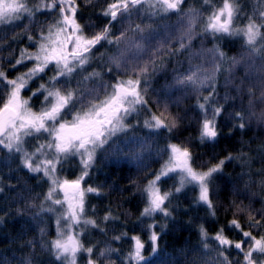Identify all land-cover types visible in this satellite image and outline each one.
<instances>
[{
  "label": "snow or ice",
  "instance_id": "snow-or-ice-1",
  "mask_svg": "<svg viewBox=\"0 0 264 264\" xmlns=\"http://www.w3.org/2000/svg\"><path fill=\"white\" fill-rule=\"evenodd\" d=\"M202 4L203 10H185V0H104L95 14L97 23L83 11L97 6L93 0H0V25L23 29L13 43L27 41V47L8 60L9 69L0 63V152L7 154L6 165L16 158L19 170L47 185L42 200L37 197L40 202L28 208L34 220L55 217V238L46 239V229L41 228L40 240L28 246L49 253L50 264H79L80 258L85 264H98L113 254L120 264H170L173 258L160 248L162 235L168 234L169 224L180 230L177 216L197 208L214 219L221 210L231 211L233 217L225 225L217 224L212 236L206 221L197 218L199 244L190 251L199 252L203 264H264V200L254 209L248 193L236 184L239 180L247 189L256 183L253 157L241 147L236 155L228 152L221 159L213 153L211 161L198 165L190 140L179 139L192 120L198 143L212 148L221 140L234 139L233 131L251 130L253 120L264 125V107L256 111L257 104L264 106V75L256 83H247L248 74L234 76V68L242 62L255 67L259 60L264 69V0H258L250 13L240 0H221L219 5L202 0ZM173 15L178 22L167 23ZM238 20L246 21L243 27L236 26ZM198 21L203 25L199 31ZM233 36L244 41L239 58L216 43ZM197 38L201 45L194 50ZM208 38L211 48L203 44ZM102 48L106 52L97 57ZM181 56L185 59H176L171 81L153 87L154 77L166 69L170 58ZM100 67L103 72L97 70ZM25 90L30 93L27 98L22 95ZM189 98L195 100L190 110L171 111ZM191 113H195L192 119ZM257 152L264 162V144ZM101 160L146 173L140 182H133L142 207L131 228L120 220L121 215L128 220L130 212L117 213L109 205L101 213L87 204L89 195L106 199L105 189L110 187L107 181L92 183L93 173L101 171L97 168ZM72 162L78 172L70 178L65 165ZM236 162L242 171L234 180L224 169ZM153 163L159 167L150 171ZM256 175L264 187V168ZM169 181L171 188L164 187ZM221 182L226 192L249 198L250 203L230 200L225 207ZM187 191L195 196L184 209L179 201L181 195L187 198ZM238 215L246 216V225ZM188 224H193L191 218ZM225 228L239 239H230ZM86 229L113 235L98 248L85 244ZM137 231L147 237V246L142 235L129 234ZM122 240L130 245L126 253L112 247ZM210 241L214 248H209ZM233 253L238 258H231ZM21 264H33V257H25Z\"/></svg>",
  "mask_w": 264,
  "mask_h": 264
},
{
  "label": "trees",
  "instance_id": "trees-1",
  "mask_svg": "<svg viewBox=\"0 0 264 264\" xmlns=\"http://www.w3.org/2000/svg\"><path fill=\"white\" fill-rule=\"evenodd\" d=\"M240 2L246 6V11L250 13L252 6L257 4L258 0H240ZM93 3L97 4L95 8H84L83 11L86 17L91 16L93 17V22L98 23V21H95V14L100 11V7L103 5L104 0H93ZM210 3L219 5L221 0H210ZM184 7L185 10L188 8L203 10L202 0H185ZM204 15H207L206 11L204 12ZM38 19L43 20L45 18L39 17ZM177 22V17L174 15L167 21L169 24H176ZM24 23L27 24V21H24ZM245 23L246 21L244 20L235 21L237 27H243ZM118 27L119 25L114 27L113 31H116V28ZM202 27V22L198 21L197 30L199 31ZM22 31V28L14 25H0V63H3L6 70L11 67L8 64V60L14 58L15 55L18 54L19 48L27 47L26 40L21 41L19 44L13 43V38L19 40L18 34L22 33ZM193 43L194 50H198L200 48L201 41L197 38V40L193 41ZM216 43H218L221 46V49L229 56H237L239 58L241 53L245 50L243 38L240 36H233L227 39L218 40ZM203 44L207 48H211L213 46L211 38L203 41ZM105 52L106 49L102 48L100 52L96 53V56L100 57L101 53ZM176 59L184 61L185 57L181 56L179 58H170V62L167 64L166 69L154 77L153 87H161L165 83L166 79L168 82L171 81L172 69L177 67ZM196 62L198 63L199 61ZM95 63L99 64L100 61L97 60ZM184 67H187L186 63L184 64ZM97 70L101 72L104 71L102 67ZM21 71H25V69H21ZM246 74L249 76L247 83H256L260 79L261 75H264V69L261 68L260 61H256L255 67H247L245 63L242 62L234 68V76L236 78L244 77ZM49 75L51 74L49 73ZM108 78V76H105L106 80ZM220 84H223V77L220 79ZM220 91L221 95H223L225 89L221 87ZM256 93L258 98V88L256 89ZM23 94L26 97L30 96V93L26 90ZM247 100L248 98L245 96V107H247ZM33 103L35 104L36 102L33 101ZM194 103V99H186L182 102L180 109L173 106L171 111L176 113L177 111L183 112L184 110H190ZM236 103H239V101L237 100ZM262 107L264 106L257 104L256 111H261ZM194 115L195 113H191L190 119H192ZM224 131L227 133L228 129L225 128ZM197 135L196 124L195 121L192 120L188 129L180 133L179 139L190 140L193 156L196 164L198 165L211 161L213 153L218 155L221 159L224 158L228 152H232L233 155H236V150L241 147H243V150L247 155L253 157L252 175L256 183L251 184L249 188L245 189L244 183L236 180L242 171L240 162L227 164L224 172L226 177H232L236 180L237 187H239L242 192L246 191L248 193V197L251 199L253 208L259 209L261 207V201L264 200V187L259 184L260 178L256 175V173L261 168H264V162L261 161L257 150L261 144H264V125H259L255 120H253L251 130L246 129L243 134L233 131L234 139L221 140L215 148L199 144ZM240 141H243L244 144L242 145ZM249 149H251V151H249ZM6 160L7 154L0 152V182H2L0 183V186H4V191L0 192V221H2L0 222V264H21V261L25 257H33V264H50L51 257L49 253L41 251L38 246L35 247V250L28 246L30 241L40 240L41 228L46 229V239L51 240L55 238V217L53 216L49 218L45 216L42 221L34 220V212L28 208V205L32 203L40 202V200L36 199L37 197L42 200L43 194L47 191V185L43 183L42 179H31L30 176L26 174V170H19L18 159L13 158L11 161H8V165L10 166L4 163ZM65 166H69L67 174L70 177L72 172H78L75 162ZM158 167V164L153 163L150 171L156 170ZM97 168L101 171L100 173H93L92 183H104L107 181L110 187L105 189L107 194L106 199L101 201L89 195L87 197V204L95 207L101 213L103 209L109 205H111L117 213H122L124 211L130 212L131 217L128 220H125L122 215L120 216V220L123 221L128 228H131L133 225L138 223V208L142 207L139 194L137 193L133 182H140L146 173L137 172L135 167L127 165H114L111 163L106 164L102 160L98 161ZM10 174L15 178L9 179ZM246 181L247 178H245V182ZM172 183V181H169L168 185L164 187L171 188ZM8 185H11L12 187L9 188ZM194 196V192L187 191V198H185L184 195H181L179 201L180 205L184 209H189ZM249 198L241 195H233L230 191L226 192L223 189V182H221V203H223L225 207H227L230 200H235L238 204L247 206L250 203ZM117 205H119L118 209L116 207ZM17 209H19V213L17 212ZM190 218L193 220L192 225L188 224ZM197 218H199L200 222L206 221V227L209 229V235L212 236L215 234L217 224L225 225L227 220H230L233 217L231 211L225 213L221 210L217 213V216L214 219L199 208L195 211L190 210L188 215L177 216L176 219L180 224V230H173L171 224H169L168 234L162 235L159 242L160 248L166 250V253L170 254L173 258L170 264H190L193 260H195L196 264H203V261L200 258V253L190 251V249L199 244V237L196 234L195 227ZM237 218L240 220L242 225H246V216L238 215ZM120 230L121 229L117 226V234ZM245 230H247V228H245ZM225 233L230 239H239L236 232L229 231L227 228H225ZM129 234L142 235V238L145 240L147 246V237L144 236L143 233L137 231V233ZM112 235L113 233L111 231L109 232V236L105 237L92 229H86L84 242L85 244L91 243L95 244L98 248H103L105 247V242L109 240ZM112 247L118 249L121 253H126L130 245L122 240L113 243ZM214 247L215 245L210 241L209 248L211 249ZM211 255H214V253ZM211 255L208 257L209 259L211 258ZM122 258L123 256H121V259ZM231 258L235 259L238 257L235 253H233ZM79 264H85L83 258L79 259ZM98 264H120V260L116 258L115 254H113L110 260L102 259L98 261Z\"/></svg>",
  "mask_w": 264,
  "mask_h": 264
},
{
  "label": "rangeland",
  "instance_id": "rangeland-1",
  "mask_svg": "<svg viewBox=\"0 0 264 264\" xmlns=\"http://www.w3.org/2000/svg\"><path fill=\"white\" fill-rule=\"evenodd\" d=\"M25 71H26V69H25ZM22 95L24 96V94L22 93ZM25 98H27L26 96H24ZM70 166V165H69ZM69 166H65V168L68 170L69 169ZM78 171V170H77ZM68 173V171L65 173V174H67ZM71 178V177H70Z\"/></svg>",
  "mask_w": 264,
  "mask_h": 264
}]
</instances>
